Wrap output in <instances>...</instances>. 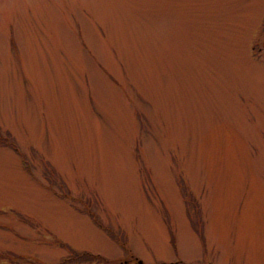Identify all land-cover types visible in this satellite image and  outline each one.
Returning <instances> with one entry per match:
<instances>
[{"label": "rangeland", "instance_id": "1", "mask_svg": "<svg viewBox=\"0 0 264 264\" xmlns=\"http://www.w3.org/2000/svg\"><path fill=\"white\" fill-rule=\"evenodd\" d=\"M135 259L264 264V0H0V264Z\"/></svg>", "mask_w": 264, "mask_h": 264}]
</instances>
